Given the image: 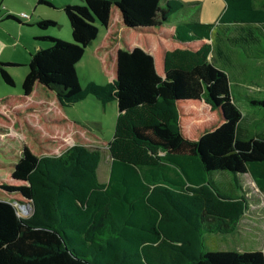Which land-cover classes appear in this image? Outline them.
<instances>
[{"label":"trees","instance_id":"1","mask_svg":"<svg viewBox=\"0 0 264 264\" xmlns=\"http://www.w3.org/2000/svg\"><path fill=\"white\" fill-rule=\"evenodd\" d=\"M224 2L220 23L264 21L253 0ZM183 7L180 0L63 6L72 41L46 36L50 45L31 54L21 92L6 100L34 113L49 99L58 113L88 95L103 104L116 101L105 145L109 174L98 178L99 147L71 137L73 144L48 154L43 149L51 134L23 142L9 176L0 177V264H264L260 250L200 253L202 233L229 230L247 204L242 195L220 192L211 172L248 173L264 192V136L239 127L242 112L228 73L210 58L214 24H170ZM96 39L91 56L107 81L82 88L76 64ZM0 77L15 83L2 67ZM39 89L46 102L33 97ZM245 98L264 108V98ZM3 108L0 133L16 123L23 128L22 113L14 111L11 120ZM16 204L30 205L31 214L20 216Z\"/></svg>","mask_w":264,"mask_h":264},{"label":"rangeland","instance_id":"2","mask_svg":"<svg viewBox=\"0 0 264 264\" xmlns=\"http://www.w3.org/2000/svg\"><path fill=\"white\" fill-rule=\"evenodd\" d=\"M76 3L83 4V0H75ZM166 0H161V4H165ZM184 7L179 11L172 13L171 23L177 21H201L206 23H213L211 32V55L213 59L219 64H228V72H235L240 77L244 78V83L241 82L240 89L244 91H256L257 89H264V82L258 75L264 76V68L255 61L260 60L257 57L248 56V50L244 47L247 40L238 39L242 29L240 26L246 25L242 23L225 24L219 22V16L224 9V0H180ZM260 2V0H258ZM264 2V1H263ZM53 11H59L57 6H54ZM65 15V14H64ZM66 19V17H65ZM68 23V22H67ZM69 24V23H68ZM67 24V25H68ZM260 24L256 26L258 38L262 40L263 47L260 50L257 48L251 51L252 54H264V31ZM67 27V26H66ZM50 28L63 32V26L55 25ZM100 38L103 26H99ZM49 29V28H48ZM127 34V33H126ZM93 41L86 48L85 51L76 64V72L80 86L84 88L88 82H95L96 84H104L107 78L101 71L98 62L91 56V50L95 45ZM133 37L128 36L127 41L132 40ZM218 48H221L220 54L217 53ZM259 52V53H258ZM232 53L236 60L230 61L229 58L222 54ZM252 62L256 65V73H249L245 69L246 64ZM258 62V61H257ZM20 67L12 68L11 72L19 71ZM235 74V75H236ZM14 85H7L0 83V111H3L7 106V111L12 114L10 119H14L17 113H22L24 121L23 128L19 123L7 131L0 133V177L4 180L9 176L8 172L11 169L10 163H13L21 146L24 143L29 145L34 144L33 139H40L41 136H50V141L46 144L43 152L48 154H57L62 152L65 148L76 143L85 145H92L91 147H99L101 152V160L97 170L100 181H105L108 178L110 169V159L106 143L112 139L114 132V125L117 115V102L112 100L105 104L97 100L93 95H88L83 100L77 101L67 107H61L62 112L58 113L56 109L57 103L49 99L48 105L42 110L31 112L26 111V108L14 107L10 101L6 100L8 94L16 95L21 92V83L19 79L14 77ZM256 84L258 87H256ZM48 93V92H47ZM44 91L39 89V93L34 94L37 102H46ZM12 97V96H9ZM242 112L241 124L247 128H257L264 134V108L260 106H246L243 103H237ZM30 107L34 105L28 103ZM29 107V106H28ZM253 108L254 112L249 110ZM260 109V110H256ZM13 110V111H12ZM20 113V116H21ZM26 118V120H25ZM46 118L59 119V121H48ZM6 118L0 114V120ZM15 120V119H14ZM16 121V120H15ZM67 134L61 135L60 132ZM30 132L32 134H30ZM54 132V133H53ZM71 137L75 140H71ZM90 141V142H89ZM43 142L39 143L41 145ZM94 143V144H93ZM38 144L36 146H39ZM210 179L214 182L216 188L225 194L242 195L246 198L247 204L244 212L240 216L237 224L231 225V228L226 231H212L204 232L201 236L200 253L218 250L230 251H255L260 250L264 253V192H261L256 186L255 182L248 173H233L228 170H215L210 174ZM18 214L22 217H27L31 214L32 208L30 205L16 204Z\"/></svg>","mask_w":264,"mask_h":264},{"label":"crops","instance_id":"3","mask_svg":"<svg viewBox=\"0 0 264 264\" xmlns=\"http://www.w3.org/2000/svg\"><path fill=\"white\" fill-rule=\"evenodd\" d=\"M264 0H253V4L257 8L264 9ZM76 3L75 0H0V68H4L13 78L16 77L22 82L24 76L28 71V62L30 60L31 54L34 53L39 48L47 47L50 42L45 39L46 36L61 38L66 41H72L71 28L68 24L67 18L65 19V13L63 11V6L65 4ZM54 6H57L59 11H53ZM22 13H26L28 16H22ZM9 15L14 16V18L8 17ZM54 20L56 25L63 26V32L55 30L48 27H40L38 22L43 20ZM68 22V23H67ZM242 23L246 25L240 26L242 32L238 39L247 40L248 42L244 44V47L248 51V56L257 57L260 60L255 61L264 68V54H252L251 51L260 50L263 47L262 40L258 38L256 32V26L263 24L262 29L264 31V21L263 22H234ZM68 24V25H67ZM232 24V23H225ZM55 26V25H52ZM67 26V27H66ZM49 28V29H48ZM212 32V31H211ZM264 33V32H263ZM96 44V42H95ZM221 48H218L217 53L220 54ZM229 58L230 61L236 60V57L232 54H222ZM210 58L219 67L225 69L228 73L230 79L231 93L234 96V100L237 103H243L246 106L255 107L247 102L245 96H253L254 98H264V89H257L256 91H244L240 89L241 82L244 83V78L235 72H228L231 70L227 67L228 64H219L214 59L210 53ZM15 63L10 65H2L1 63ZM256 65L252 62L246 64L245 69L249 73H256ZM20 67L19 71L12 73L11 69ZM236 74V75H235ZM254 75V74H253ZM259 78L264 82V76L258 75ZM0 83H4L0 77ZM5 84V83H4ZM264 86V85H263ZM256 87L257 84H256ZM239 107V104H237ZM240 108V107H239ZM241 110V109H240ZM260 110V109H256ZM250 112H254L251 108ZM255 113V112H254ZM264 119V112L261 114ZM242 117L239 121V127L243 134L245 135H260L264 134L257 130V128H247L241 124ZM264 121V120H263Z\"/></svg>","mask_w":264,"mask_h":264},{"label":"built area","instance_id":"4","mask_svg":"<svg viewBox=\"0 0 264 264\" xmlns=\"http://www.w3.org/2000/svg\"><path fill=\"white\" fill-rule=\"evenodd\" d=\"M22 16L27 17L28 15L26 13H22Z\"/></svg>","mask_w":264,"mask_h":264}]
</instances>
